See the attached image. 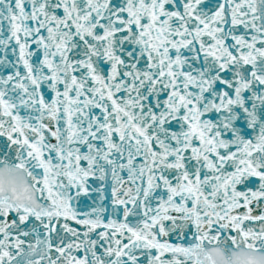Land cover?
Instances as JSON below:
<instances>
[{"label": "snow or ice", "instance_id": "6c2138e0", "mask_svg": "<svg viewBox=\"0 0 264 264\" xmlns=\"http://www.w3.org/2000/svg\"><path fill=\"white\" fill-rule=\"evenodd\" d=\"M0 264H264V0H0Z\"/></svg>", "mask_w": 264, "mask_h": 264}]
</instances>
